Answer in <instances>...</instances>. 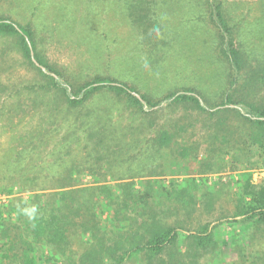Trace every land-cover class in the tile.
Segmentation results:
<instances>
[{
  "label": "trees",
  "instance_id": "trees-1",
  "mask_svg": "<svg viewBox=\"0 0 264 264\" xmlns=\"http://www.w3.org/2000/svg\"><path fill=\"white\" fill-rule=\"evenodd\" d=\"M120 1L124 8L130 7L137 28L149 35L150 46L165 42L169 35L172 49L186 38L181 27L172 28L156 12L145 14L140 5L146 0ZM185 2L197 17L188 21L190 27L195 22L202 31L205 21L211 61L220 68L212 70L213 80L221 83L214 98L204 88L190 85L173 84L154 92L139 88L140 78L157 77L149 67L155 63L154 55L133 56L117 65L114 75L98 73L75 85L38 55L31 24L0 17V40H13L20 57L42 75V90L62 99L70 110H83L102 94L113 96L120 107L108 115V121L92 117L81 132L63 123L66 132L61 140L50 139L56 141L53 144L46 141L49 137L37 143L17 138L21 147L9 151L3 170L20 189L33 186L28 199L17 197L0 207V264H203L209 255L219 257L222 247L214 233L216 226L208 223L192 231L184 220L170 222L181 212L190 218L196 211L198 185L195 179L186 185L174 181L160 185L163 159L197 162L201 176L228 170L240 173L233 218L245 248L241 264H264V183L252 181L253 169L264 166V18L249 24L247 37L226 1ZM257 29L263 37H254ZM259 38L263 53H257L254 45ZM168 54L159 58L160 64H166ZM164 109L184 113L159 124L155 116ZM128 112L141 126H136L140 134L148 133L143 142L127 141L122 133L127 129L111 124L115 114ZM198 126L207 143L194 136ZM138 160L139 164H132ZM114 163L118 171L113 170ZM127 163L131 165L125 167ZM88 173L99 182L83 184ZM39 179L45 181L43 185L36 182ZM136 179L141 180V190ZM204 197L210 199L212 194ZM105 214L108 227L102 225ZM180 230L188 233L181 237ZM76 238L87 239L80 253L72 248ZM248 249L252 252L246 255Z\"/></svg>",
  "mask_w": 264,
  "mask_h": 264
},
{
  "label": "rangeland",
  "instance_id": "rangeland-1",
  "mask_svg": "<svg viewBox=\"0 0 264 264\" xmlns=\"http://www.w3.org/2000/svg\"><path fill=\"white\" fill-rule=\"evenodd\" d=\"M224 1L231 8L236 20L241 22L242 34L247 37L248 33L245 30L250 28L249 24L264 18V0ZM123 2L120 0H0V17L12 18L23 25L31 24L38 55L75 85H80L81 82L98 73L114 75L117 65L133 60L135 58L133 56L154 55L155 63L150 64L149 67L154 69L157 77L155 80L140 78V82H136L139 88L154 92L155 89L159 91L173 84L190 85L204 88L214 98L219 93L221 83L214 81L212 76L213 71H217L219 67L217 68L211 61L212 57L209 53L211 51H208L210 40L205 31L207 30L205 21L201 22L204 28L202 31L198 23L194 22L192 27L187 24L188 21L197 19L190 8H186L187 2L146 0L145 5H140L145 7V14L156 12L157 16L172 28L181 27L182 36L186 38L178 41L180 43H174L172 49L171 43L168 45L167 42L169 35L163 38L165 42L154 41L153 47L150 46L149 35L137 28V22L130 18V7L124 8L127 6ZM137 17L139 18L140 15ZM262 32L257 29L255 33L258 35L254 34V37H263L260 34ZM159 38L160 35L157 40ZM260 39L254 40V45L259 50L257 53H263ZM166 52H170L165 59L166 64H160L159 58ZM36 64L39 66L38 63ZM162 68L165 71L160 73ZM0 82L3 84V88L0 89V207H3L11 199L17 197L28 199L31 196L28 191L33 185H30L28 190L20 189L17 181L3 170V163L9 151L16 152L21 147L17 138L24 137L28 141L35 140L37 143L49 137L46 141L53 144L58 139L61 140L66 132L63 123L71 127L75 126L81 132L85 123L92 122V117L97 122L108 121L110 120L108 115L115 109L119 110L120 107L118 100L113 96L102 94L95 96L83 110L68 109L62 99L57 97L55 99L50 96V92L42 90L44 86L42 75L20 57L13 40H0ZM93 107L96 109L94 115ZM183 113V109H164L155 116V122L160 124L165 120L177 119L181 116L179 114L183 115ZM112 123L121 126L122 130L127 129L122 133L126 134V140L129 142L130 138L143 142L148 136L145 132L140 134L136 126L139 128L141 126L132 121L130 112L115 114ZM146 124L145 120L143 126ZM129 128L135 131L129 132ZM195 134L201 144L207 143L208 137L202 133L201 126H198ZM140 162L138 160L130 163ZM130 163L125 167L131 165ZM161 166L163 168L159 171L165 173L159 177L160 185L168 186L172 181L186 185L193 179L198 185V190L195 192L198 203L196 211L190 215V218L186 217V213L181 212L178 217H171L170 222L184 220L185 227L192 231L208 223L217 227L214 233L222 247L221 251H218L220 255L207 256L203 264L243 263L245 248L238 239L240 228L238 229L234 224L235 218H233L238 192V185L235 182L240 173L228 170L223 174L201 176L197 162L178 163L169 159H163ZM112 168L115 171L120 169L118 163H114ZM252 173V181L255 185L264 183V166L254 168ZM96 179L98 180L88 173L83 177V184L92 186L99 182ZM108 181L111 184L115 183L111 177H108ZM135 181L136 188L141 190V180ZM24 182L22 185L25 184ZM36 182L43 185L45 181L39 179ZM207 193L212 194L210 199L204 197ZM7 216L2 214L3 219ZM106 218L107 214L103 217L102 225L108 227ZM185 233L188 232L180 230L181 237ZM86 240L74 239L72 248L80 253ZM246 252V255H249L252 250L248 249Z\"/></svg>",
  "mask_w": 264,
  "mask_h": 264
}]
</instances>
